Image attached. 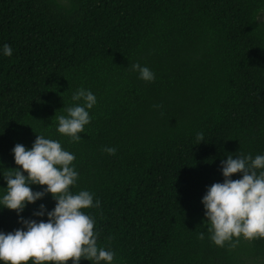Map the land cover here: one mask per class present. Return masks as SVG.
<instances>
[{"label":"trees","instance_id":"trees-1","mask_svg":"<svg viewBox=\"0 0 264 264\" xmlns=\"http://www.w3.org/2000/svg\"><path fill=\"white\" fill-rule=\"evenodd\" d=\"M263 10L264 0H0V45L13 50L0 55V174L19 167L15 144L59 140L75 156L70 190L100 201L83 211L112 264L264 259V238L215 245L201 203L228 154L264 153ZM136 62L155 78L140 79ZM79 87L96 103L72 141L55 115ZM6 187L0 176V194ZM41 203L51 210L55 200L46 193L19 215L47 220L33 215ZM22 227L0 208V231Z\"/></svg>","mask_w":264,"mask_h":264},{"label":"clouds","instance_id":"clouds-1","mask_svg":"<svg viewBox=\"0 0 264 264\" xmlns=\"http://www.w3.org/2000/svg\"><path fill=\"white\" fill-rule=\"evenodd\" d=\"M12 51L9 44L0 45V55L11 56ZM131 69L142 80L150 82L155 78L146 65L132 63ZM71 100L76 103L65 107L66 114L55 115L56 130L72 141H79V133L90 122L88 109L96 103V96L91 90L79 87ZM202 137V132L196 133L198 140L202 141ZM102 150L109 154L116 152L114 146ZM12 153L19 167L0 174L7 185L0 194V208L15 210L23 227L7 233L0 231V264H26L29 260L32 264H67L69 260L71 264H79L82 258L95 264L101 261L112 264L115 253L98 246L94 219L83 211L98 207L99 199L93 202V193L86 189L70 190L78 177L72 164L74 154L63 148L59 140L42 134H36L31 148L15 144ZM221 173L223 181L208 186L201 198L210 240L223 247L227 241L236 243L234 238H264V153L228 154L221 161ZM235 173L240 174L239 178L231 179ZM30 185L46 187L33 191ZM46 193L55 200L54 207L46 210L41 203L33 215L46 214L47 220L19 215L27 204Z\"/></svg>","mask_w":264,"mask_h":264},{"label":"rangeland","instance_id":"rangeland-1","mask_svg":"<svg viewBox=\"0 0 264 264\" xmlns=\"http://www.w3.org/2000/svg\"><path fill=\"white\" fill-rule=\"evenodd\" d=\"M258 29L264 32V10L258 16ZM250 264H264V259H255Z\"/></svg>","mask_w":264,"mask_h":264}]
</instances>
